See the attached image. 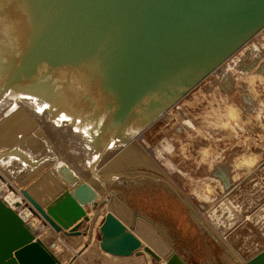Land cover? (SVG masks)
Instances as JSON below:
<instances>
[{
    "label": "water",
    "instance_id": "95a60500",
    "mask_svg": "<svg viewBox=\"0 0 264 264\" xmlns=\"http://www.w3.org/2000/svg\"><path fill=\"white\" fill-rule=\"evenodd\" d=\"M263 28L264 0H0V102L11 92L41 127L0 147V171L66 236L105 205L106 254L264 264V249L243 263L139 141ZM55 244L0 198V264H62Z\"/></svg>",
    "mask_w": 264,
    "mask_h": 264
},
{
    "label": "rangeland",
    "instance_id": "374dc122",
    "mask_svg": "<svg viewBox=\"0 0 264 264\" xmlns=\"http://www.w3.org/2000/svg\"><path fill=\"white\" fill-rule=\"evenodd\" d=\"M255 49L256 51L254 50V56L257 55V57L252 58L253 51H251L248 55L243 56V58L238 62V65L234 66L235 69L232 66L234 70L231 69L230 73L232 75L229 73L226 81L231 83V79L245 80L243 78H246L248 74L250 75L251 66L255 68L254 70L258 69V73L259 71L261 73L262 71H264V68H262V65H264V51L263 49L261 51L260 48L257 49V47ZM260 58L262 59V63L260 62L262 64H260L261 67L259 64L254 65V61L257 59L260 60ZM234 71H236L237 73ZM235 73L236 76L237 74H239V79H237L238 76L236 79H234L236 77L234 75ZM244 73L247 74L245 75ZM221 82L222 81L215 83L216 86L218 87L217 84H221ZM228 82H225V84H227ZM223 83L224 81L222 82V84ZM241 84L244 85L243 83ZM214 89H208L206 91V95L214 92ZM217 90L218 92L215 93H217L219 97L221 95V97L226 99L228 98L227 100H231L230 97H227L229 92L225 90L224 85L223 87L217 88ZM219 90H222L223 93ZM243 92L249 94V91L247 90L238 92V99L236 95L235 100H239V102H241L242 98L240 97ZM255 92L257 93V97L254 98V101L251 102V99H248V106H245L246 108L244 107V110L242 109V107H239V109L244 112L243 115L246 118L244 123L233 124L234 127L226 132L223 131L224 129L222 126L220 127L221 130L218 128L215 129V127H217V125L220 123V121L218 122V118L217 120H215V115L216 113H218L217 115H219L221 110L219 111V108L217 109V104H215L216 101L211 97L209 100H214L212 103L213 106H211V104L203 98V100L199 104H195L190 107L187 106L194 116H198V113L200 112V110L202 112L203 108L205 110L207 109V112H205V115L207 114L206 116H208L212 112L213 115L215 113L214 116L212 114V116H210V121L212 123L207 121V127L211 126V128L209 127V129L201 123V125L205 129H198V127H195L189 132L183 130L184 134H182L183 132L181 131V129H178V134H176L175 128L177 127V125L171 124L173 123L175 118L171 121L170 119H167V121L159 118L144 130L145 140L148 142L147 146H149H144V148L148 149L157 147L159 150H162L161 152L163 153L164 159L169 160L172 163V167L170 169L171 173H168V171L166 170L167 168L164 169L154 159L155 163L162 169V171L168 176V178L175 184V186L182 192V194L189 200V202L196 208V210L203 216V218L210 224V226L217 232V234L224 240L225 243L227 242L225 239L226 236L221 235V232H223V230L214 228V223L213 226L211 220L207 216L208 211H212V209H216L217 211V207H219L220 205H224L221 203H227V207L232 210L230 204L227 202V197L229 196L233 201V203H231L232 207H236L237 205L235 203H240L242 199H246L247 201H252L254 199L255 201H253L254 207L248 210V212L246 211L244 213V218L241 222H239V224H242L247 219H251V216H253L254 214L260 215V213H264V81L260 79L256 80ZM215 93L214 96L216 95ZM225 93H227V95ZM223 95L226 96L224 97ZM8 97L9 99L5 98L2 103L0 102V147H6L9 144H12V142L17 141L20 137L24 136V133L25 135H27L31 132V129L33 127L34 129L40 128L41 130L40 125L36 121L30 120L28 117L29 115L26 112H24L23 114L21 113L23 109L19 108V106L16 105L15 100L17 98L12 95L11 92H9ZM228 102L233 105L235 104L236 108L238 109V103L236 105V103H234L233 101ZM213 110H215L216 112H214ZM258 112L261 113L260 119L256 118ZM202 115L200 114L198 116L199 119H201ZM16 117L18 118L16 119ZM13 118H15L14 122H12ZM24 118L27 119L24 120ZM213 122H216L217 124L214 125ZM212 125L214 126L212 127ZM220 125L222 124L220 123ZM25 128L26 131L30 129L29 132H24L23 130ZM15 129L18 131H14ZM186 133L191 134V137ZM206 143L209 144L207 146L208 148L206 147L207 149H203H206L208 152L207 154L205 153L204 156L207 155L208 157V155H211L215 157L216 155H218L223 158V160L224 158H229L230 160L232 159L231 165L237 162L238 158L241 156H255L256 162L248 166L247 168L241 166L235 167V170L234 167H231V169H228L229 172H227L225 168L221 169V167L218 166L220 164L224 165V162L222 163L221 161H219L220 163L218 162L215 164V172L212 173V171L209 170V165L204 161L203 154L199 151L200 147L204 146ZM227 164H225V166ZM260 165H262L263 167ZM45 170H47V167L43 166V169L40 170L39 173L36 174V176H39V174L43 173ZM213 176L217 177L215 178L216 180L213 179ZM220 177H224L227 182L225 183V180L223 181ZM50 181L52 180L50 179ZM42 184L43 185H38L39 190L37 191L41 197H43V194L46 193L45 189H43L42 187L45 186V184L47 185V182L44 181V183ZM197 193H200L203 196L199 195V197H197ZM102 208H105V205ZM102 208L98 213V216H100H97L98 218L96 217L94 219V224H97V226H94L95 228L94 230H92V243H90L88 246H85V237L65 235L64 239L67 242H63L61 239L55 244H62V251L58 254L60 255V257L69 261L67 264H106L103 260L102 255H100V248L98 246V240L100 238L98 226L101 224L104 218ZM239 224L229 228L227 235H229L231 232H235ZM238 238H235L234 240L239 250H242L241 248L243 247V245L245 246L246 243H251L253 241L258 243V240L261 243L262 241L260 233L257 230L255 236L248 237V235H245L244 233L243 236H240L239 239ZM51 242L54 241L52 240ZM229 244L227 245L238 256L239 254H237ZM54 247L53 249H55ZM255 248V250L252 251H239L243 252V257L240 255V257L238 256V258L242 262L244 257H247V259H249L252 255L254 256L261 247L259 245ZM73 250L83 251L79 256H75V254H73Z\"/></svg>",
    "mask_w": 264,
    "mask_h": 264
},
{
    "label": "bare ground",
    "instance_id": "6f19581e",
    "mask_svg": "<svg viewBox=\"0 0 264 264\" xmlns=\"http://www.w3.org/2000/svg\"><path fill=\"white\" fill-rule=\"evenodd\" d=\"M263 42H264V28L262 29V30H260L250 41H248L246 44H244L240 49H238L234 54H232V56H230L221 66H219L217 69H215L214 71H212L199 85H197L187 96H185L181 101H179L178 103H176L173 107H171L167 112H165L162 116H161V119H163V120H167V119H170V121L171 120H173L174 118H175V120L173 121V123H171L172 125H177V127L175 128V131H176V134H178V129H181V131L183 132V130H185V131H191V129H193V128H195V127H198V129H202V128H204L202 125H201V123L204 125V126H208L207 125V121H209V122H211L210 121V116H212L213 114V112L212 113H210L208 116H206L205 115V112H207L204 108H203V111L201 112V110H200V112L198 113V116L201 114H203L202 116H201V119H199V117L198 116H194L191 112H190V110L188 109V107L187 106H192V105H195V104H199L203 99L204 100H206V101H208L210 104H211V106H213L212 105V103H213V101L215 100L216 101V103L215 104H217V109L219 108V111H220V113H219V115H217L218 113H216V115H215V113H214V115L216 116L215 118V120H217V118L219 119L218 120V122L220 121V123L222 124V125H220V123L217 125V127H215V129H220V127L222 126L223 127V131H228L229 129H232L234 126H233V124H239V123H241V124H243L244 123V121H245V117H244V112L243 111H241L240 109H239V107L241 108L242 107V109L244 110V107L245 106H248V99H251V102L252 101H254L255 99L254 98H256L257 97V93L255 92V91H253L252 90V88L250 87V84H249V80H250V78L251 77H257L258 79H260V80H262V81H264V71H262V73L259 71V73L257 72L258 71V69L257 70H254L255 68L254 67H250L251 68V70H250V75L248 76H246V78H243V79H245V80H240L239 79V74H237V76H238V78H237V76H236V71H234V72H236L234 75L236 76L235 78L234 77H231V78H234V79H239V80H233V79H231V83H229L228 81H226V79L228 78V76H229V73L231 72V69H233V67L236 65H238V62L243 58V56H245V55H248L251 51H253V55H252V58L253 57H257V55L256 56H254V50L256 51V47H257V49L258 48H260V50L262 51V49H263V51H264V44H263ZM263 44V45H262ZM260 51V52H261ZM257 52H259V51H257ZM264 53V52H263ZM263 55V54H262ZM261 58H260V60H255L254 61V65H256V64H261L262 62H261ZM261 62V63H260ZM262 65V64H261ZM261 65H260V67H261ZM233 66V67H232ZM264 65H262V68H264L263 67ZM232 67V68H231ZM234 69H235V67H234ZM233 69V70H234ZM261 69V68H260ZM237 70H238V68H237ZM233 72V73H234ZM247 73H249V72H247ZM246 73V74H247ZM231 74V73H230ZM242 74V73H241ZM245 74V73H244ZM245 74V75H246ZM232 75V74H231ZM245 77V76H244ZM241 78V77H240ZM220 81H224V83L222 84V82H221V84L219 83V84H217L218 85V87L216 86V84L215 83H218V82H220ZM225 82H228L227 84H225ZM241 83H243L244 85H242ZM230 84V85H229ZM242 86H241V85ZM223 85H224V88H225V90H227L228 92H229V94H228V96L227 97H230V99L231 100H227L226 98H223V97H221V95H220V97L217 95V93H215V92H218V90H217V88H219V87H223ZM246 86V87H245ZM215 88V89H214ZM208 89H214V92H212V93H210L209 95H206V91L208 90ZM223 89V88H222ZM244 90H247V91H249V94H247V93H245V92H243V94H241V97L240 98H242L241 100V102H239V100H235V98H236V95H237V99H238V92H241V91H244ZM219 91H221L222 93H223V91L222 90H219ZM211 92V91H210ZM227 92V93H228ZM208 93V92H207ZM214 93L216 94L215 96H214ZM227 93H225L226 95H227ZM219 94V93H218ZM221 94V93H220ZM226 95H223L224 97L226 96ZM254 95V96H253ZM188 96H190V97H188ZM210 97L211 98H214V100H209L210 99ZM203 98V99H202ZM216 98V99H215ZM218 101V102H217ZM228 101H233L234 103H236V105H237V103H238V109L236 108V106H235V104L233 105V104H231V103H229ZM232 102V103H233ZM249 102H250V100H249ZM222 105H223V107H222ZM239 105H241V106H239ZM246 108V107H245ZM250 108V107H249ZM186 109V110H185ZM216 109V110H217ZM230 109H234L238 114H239V118L237 119V120H232L230 117H229V115H228V113H229V110ZM250 110V109H249ZM261 110V109H260ZM214 112H216L215 110H213ZM221 112H223V113H221ZM212 114V115H211ZM213 115V116H214ZM214 118V117H213ZM201 122H200V121ZM212 120V119H211ZM168 121V120H167ZM213 121V120H212ZM212 123V122H211ZM213 124L214 125H216L217 123L215 122H213ZM181 125V126H180ZM201 125V126H200ZM211 125V124H210ZM214 125H212V127L214 126ZM227 125V126H226ZM210 128H211V126H209ZM209 127H207L208 129H209ZM205 129V128H204ZM221 130V129H220ZM199 131V130H198ZM197 132V131H196ZM182 134H184V132L182 133ZM186 134H188V135H190V137H191V134H189V133H186ZM204 136V135H203ZM140 143L142 144V145H144V146H146V147H149V146H147V144H148V142L145 140V135H143V137L142 138H140ZM1 144V143H0ZM209 144L208 143H206L204 146H202V147H200V149H199V151L203 154V156L205 155V153L207 154V146H208ZM207 147V148H206ZM203 148H206V149H203ZM153 151H154V159H155V161L157 162V163H159V165H161L164 169H166L167 171H168V173H171L170 172V169H171V167H172V163L169 161V160H165L164 159V157H163V153L161 152L162 150H159L157 147H155V148H151ZM208 154H210V153H208ZM216 155V154H215ZM209 157H211V158H209ZM227 158V157H226ZM228 160H230L229 158L228 159H225L224 158V160H223V158H221L220 156H218V155H216L215 157H213V156H211V155H208V157H207V155L206 156H204V161L209 165V170H211L212 171V173H214L215 172V164L216 163H218L219 161H221L222 163L224 162V165H218V166H220L221 167V169L222 168H225V170L227 171V172H229L228 171V169L230 168L231 169V167H237L236 166V164H237V162H235V163H233V165H231V162H232V159L230 160V161H228ZM220 163V162H219ZM228 163V164H227ZM225 164H227L226 166H225ZM263 165V164H262ZM262 165H260V166H262ZM242 167H245V168H247L248 166H250V165H241ZM240 166V167H241ZM263 167V166H262ZM238 169V168H237ZM244 169V168H243ZM235 170H236V168H235ZM214 178L213 179H215V178H217V177H215V176H213ZM223 181L225 180L224 179V177H220ZM216 180V179H215ZM227 181L225 180V183H226ZM207 185V184H206ZM224 185V184H223ZM11 186H12V189L11 188H9L8 187V190L9 191H7V189L4 187V186H2V184H0V189H4L5 188V192H7L6 194H7V196H6V199H8V200H10V201H14V202H19L20 203V201H24L22 198H23V195H22V193H21V188H23V185L20 183V182H18L17 180H14V181H12L11 182ZM207 188V187H206ZM231 189V188H230ZM232 190V189H231ZM3 191V190H2ZM229 192H231V191H229ZM228 192V193H229ZM227 193V194H228ZM199 195H201L200 193L198 194L197 193V197H199ZM206 195V194H205ZM231 195V194H230ZM201 196H203V195H201ZM205 197V196H204ZM229 197V196H228ZM208 198V197H207ZM202 205V204H201ZM221 209V208H220ZM88 214L90 215V217L91 218H96L97 216H98V214H96L95 213V211H93L89 206H88ZM214 212V213H213ZM217 211L214 209V211H213V209H212V211H208V214H207V216H208V218L211 220V222L212 223H214V225L216 224L218 227H220L219 225H218V219H217ZM20 215L27 221L31 216H32V220H31V222L30 223H28V224H30L31 226H32V228L33 229H39L40 227H37V223L36 222H38V220H35V217H34V214H32V211H31V209H30V207L28 208V207H26L25 205H21L20 206ZM100 216V215H99ZM98 216V217H99ZM97 217V218H98ZM90 224V223H89ZM94 226H97V224H94V222H93V224L92 225H90V228L91 229H89V232H88V235L87 236H85V243L87 244V246L90 244V243H92V241H93V235H92V233H93V231L92 230H94ZM84 227V225H82V228ZM98 228H99V226H98ZM63 236H65V234L63 235ZM62 239V238H61ZM62 241L63 242H65L66 240L65 239H62ZM61 241V242H62ZM67 242V241H66ZM67 245V244H66ZM55 249H54V251L58 254V253H60L61 251H62V244L61 243H58L57 245H55V247H54ZM254 248H250V251H252ZM71 250V249H70ZM74 251V250H73ZM82 251L83 250H79V251H74V253L73 254H75V256H79L80 255V253H82ZM243 251H247V250H244L243 249ZM243 252H239V255H241L242 257H243ZM240 257V256H239ZM62 258V257H61ZM249 258V257H248ZM248 259H247V257H244V259H243V262L245 263L246 261H247ZM69 261L68 260H66V259H64V258H62V264H67Z\"/></svg>",
    "mask_w": 264,
    "mask_h": 264
},
{
    "label": "crops",
    "instance_id": "0c3cea01",
    "mask_svg": "<svg viewBox=\"0 0 264 264\" xmlns=\"http://www.w3.org/2000/svg\"><path fill=\"white\" fill-rule=\"evenodd\" d=\"M45 186L49 187L48 184L47 185L45 184ZM42 188L44 189V187H42ZM227 199H228L227 202L230 204L232 210H234V211L230 210V208L227 207V205H228L227 203H221L224 205H220L219 207H217L218 210L216 213L217 219H218V225L220 227H218L216 224L214 226L213 223H212V225L214 226L215 229L218 228V229L223 230V232H221V235L226 236V238H225L227 241L226 243L227 244L230 243L229 245L232 247V249L237 254H239V251H242L243 249L250 251V248H255V247L260 245L261 248L257 251V253H258L259 251L264 249V213L263 214L260 213V215L254 214L253 216H251V219L246 220L247 222L245 221L242 224H239V222H241L242 219L244 218V215H245L244 213L246 211L248 212V210H250L254 207L255 201H254V199L252 201H247L246 199H242L240 201V203H235L237 205L236 207H232V204H231V203H233L232 198L227 197ZM237 224H239V225H238V228L235 230V232H233V233L231 232L229 235H227L229 228H231L232 226L237 225ZM256 230L260 233V236L262 239L261 243L259 240H258V243H256L255 241H253L251 243H246L245 246L243 245V247L241 248L242 250H239V248L235 244L234 239L235 238L237 239L238 237L240 238V236H243L244 233H245V235H248V237L255 236ZM232 237H233V239H232ZM45 242L50 244L51 240L50 241L45 240ZM236 243H238V242H236ZM255 249H253V250H255ZM100 255H102L103 260L106 264H149L145 257H140V256L117 257V256H112V255L106 254V253L102 252L101 250H100ZM238 256H240V255H238Z\"/></svg>",
    "mask_w": 264,
    "mask_h": 264
},
{
    "label": "built area",
    "instance_id": "2783aa9c",
    "mask_svg": "<svg viewBox=\"0 0 264 264\" xmlns=\"http://www.w3.org/2000/svg\"><path fill=\"white\" fill-rule=\"evenodd\" d=\"M11 180L9 179V178H7L1 171H0V184H2V186H4L6 189H7V191H9L8 190V187L9 188H11L12 189V186H11ZM5 188L4 189H0V198H2L5 202H6V204L8 205V206H10L11 208H13L19 215H20V206L21 205H25L26 207H28L29 208V206H30V204H29V202L25 199V197L23 196V202L22 201H20V203L19 202H12V201H10V200H8V199H6V196H7V192H5ZM3 190V191H2ZM13 190V189H12ZM17 203L19 204L18 206H17ZM32 214H34V217H35V220H38V222H36L38 225H37V227H40L39 229H34L35 230V234L38 236V237H40L41 239H43L44 241L45 240H53L54 242H58L59 240H61V238L62 239H64V234L63 233H57L56 231H54V229L52 228V227H50L48 224H46L45 222H44V220L41 218V217H39L38 215H36L33 211H32ZM21 216V215H20ZM24 219V218H23ZM33 218H32V216L26 221L25 219H24V221L25 222H27V223H30L31 222V220H32Z\"/></svg>",
    "mask_w": 264,
    "mask_h": 264
},
{
    "label": "clouds",
    "instance_id": "9594fccd",
    "mask_svg": "<svg viewBox=\"0 0 264 264\" xmlns=\"http://www.w3.org/2000/svg\"><path fill=\"white\" fill-rule=\"evenodd\" d=\"M257 79H258L257 77H251L249 80L250 87L252 88L253 91H255V82ZM228 115L232 120H237L239 118V114L234 109H230ZM260 117H261V113L258 112L256 118L260 119ZM255 162H256L255 156H247V157L241 156L238 158L236 166L240 167L241 165H252Z\"/></svg>",
    "mask_w": 264,
    "mask_h": 264
},
{
    "label": "flooded vegetation",
    "instance_id": "af4514ba",
    "mask_svg": "<svg viewBox=\"0 0 264 264\" xmlns=\"http://www.w3.org/2000/svg\"><path fill=\"white\" fill-rule=\"evenodd\" d=\"M154 184L156 185V186H158L159 185V183H156L155 181H154ZM163 186V185H162ZM162 188H164V187H162ZM166 191H167V189L166 188H164ZM171 195H173V194H171ZM175 196V195H174ZM181 204V203H180ZM184 207V206H183Z\"/></svg>",
    "mask_w": 264,
    "mask_h": 264
},
{
    "label": "snow or ice",
    "instance_id": "6c2138e0",
    "mask_svg": "<svg viewBox=\"0 0 264 264\" xmlns=\"http://www.w3.org/2000/svg\"><path fill=\"white\" fill-rule=\"evenodd\" d=\"M38 111L40 110V109H37ZM62 119H67V117H61ZM111 146V145H110Z\"/></svg>",
    "mask_w": 264,
    "mask_h": 264
}]
</instances>
